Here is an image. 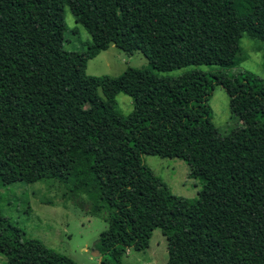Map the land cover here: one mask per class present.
Listing matches in <instances>:
<instances>
[{
    "label": "trees",
    "instance_id": "obj_1",
    "mask_svg": "<svg viewBox=\"0 0 264 264\" xmlns=\"http://www.w3.org/2000/svg\"><path fill=\"white\" fill-rule=\"evenodd\" d=\"M65 7L94 54L140 51L151 70L111 78L75 68ZM243 36L264 44V0H0V184L77 176L74 188L94 187L95 210L109 211L93 245L98 264H123L156 229L185 246L186 264H264V82L229 73ZM190 66L216 70L153 73ZM215 86L244 126L235 143L212 123ZM118 94L133 100L125 117ZM144 156L186 163L197 197L174 195ZM0 255L6 264H76L1 214Z\"/></svg>",
    "mask_w": 264,
    "mask_h": 264
},
{
    "label": "rangeland",
    "instance_id": "obj_2",
    "mask_svg": "<svg viewBox=\"0 0 264 264\" xmlns=\"http://www.w3.org/2000/svg\"><path fill=\"white\" fill-rule=\"evenodd\" d=\"M64 20L67 26L65 49L74 51V67L81 69L87 76L117 78L128 67L151 70L140 51L129 55L110 46L106 51L94 54L90 48V35L75 21L67 7L64 9ZM240 49V62L229 73H252L264 82V44L243 36ZM82 56L85 57L83 62ZM193 70L209 73L215 72L216 68L190 66L153 73L159 77L176 78ZM99 95L102 97L101 91ZM115 104L117 112L123 117L134 109L132 98L124 94L115 97ZM208 105L214 127L228 142L235 143L243 137L244 126L221 86H215ZM144 162L174 195L188 200L197 197L201 185L198 180L189 177V168L182 160L144 156ZM80 167L81 177H90L86 172V164L82 163ZM77 178L74 176L68 181L42 179L33 184L19 182L11 186L0 184V214L22 230L27 238L39 240L76 264H98L100 258L95 255L93 245L100 233L107 229L109 211L105 208L95 210L100 205L96 189L92 186L74 188ZM185 261V246L164 237L158 229L153 231L146 250H130L122 258L123 264H186ZM0 264H6L2 255Z\"/></svg>",
    "mask_w": 264,
    "mask_h": 264
},
{
    "label": "water",
    "instance_id": "obj_3",
    "mask_svg": "<svg viewBox=\"0 0 264 264\" xmlns=\"http://www.w3.org/2000/svg\"><path fill=\"white\" fill-rule=\"evenodd\" d=\"M96 255H97V253H96Z\"/></svg>",
    "mask_w": 264,
    "mask_h": 264
},
{
    "label": "crops",
    "instance_id": "obj_4",
    "mask_svg": "<svg viewBox=\"0 0 264 264\" xmlns=\"http://www.w3.org/2000/svg\"><path fill=\"white\" fill-rule=\"evenodd\" d=\"M96 255V254H95Z\"/></svg>",
    "mask_w": 264,
    "mask_h": 264
}]
</instances>
